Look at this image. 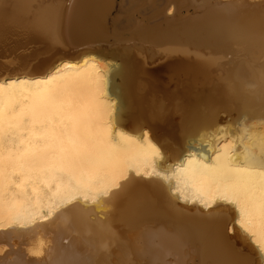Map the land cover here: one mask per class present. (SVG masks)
Masks as SVG:
<instances>
[{
  "label": "bare ground",
  "instance_id": "1",
  "mask_svg": "<svg viewBox=\"0 0 264 264\" xmlns=\"http://www.w3.org/2000/svg\"><path fill=\"white\" fill-rule=\"evenodd\" d=\"M110 41L225 84L175 117ZM4 43L44 50L0 60V264H264V0H0Z\"/></svg>",
  "mask_w": 264,
  "mask_h": 264
},
{
  "label": "rangeland",
  "instance_id": "2",
  "mask_svg": "<svg viewBox=\"0 0 264 264\" xmlns=\"http://www.w3.org/2000/svg\"><path fill=\"white\" fill-rule=\"evenodd\" d=\"M119 1L120 0H118V2ZM118 4L119 3H117L116 5L118 6ZM117 8H119V6L116 7L113 14L117 13L115 12L117 11ZM182 11L183 13H191L195 11V8L191 7L189 9H186L185 7H183ZM140 17L141 16L138 15V18ZM121 42L124 44H122ZM121 42L116 43V42L110 41V43H100V44H97L98 47H95V48L98 49V51L100 50V53L103 56H106L113 61L116 60L117 62H119L120 67H123L124 70L126 69V67L130 68L129 70L128 68L126 69L129 72L134 70L135 72H130V73L134 74L135 83L136 85L138 84L137 87L139 88L140 83L141 82L143 83L142 86L140 85L143 88L142 90L141 88H139V93H144L145 95L149 96L150 99H151V94L154 95L153 96L154 98H152V100L156 101V104L163 102L162 103L163 108L166 107V110L168 111L169 109L171 111L173 108H176V110L174 109L175 111L174 110L171 111L172 114L177 113L175 117H178L180 115L179 113H181L182 111L181 108H184V105L186 106L189 104L188 103L189 99L187 98H189L190 95L193 98H196V100L201 99L200 102L198 101V104L200 103L199 106L201 105L200 107L202 108H205V106L207 107L208 105L213 104L211 103V101L215 103L214 100H216L215 97L217 96L216 90L218 91L220 89L219 87L225 84L224 77H223L225 75H223L224 74L223 69L221 67L219 68L220 65L217 67L220 69V70L218 69L219 71L217 70L216 66L211 67L208 71L209 76L207 74V77L203 75H199L197 78L193 77L195 81L197 80L196 83H194L195 81L192 83L193 78L191 81V77L189 75H185V74L181 75L182 69H180L181 68V66H179L180 62L178 61L179 59L177 58L181 56L182 58L187 59V60L196 59L192 53L190 55H186L180 52H176V53H170V54L168 53V55H166V54H163L164 52H162L160 48H154L153 50V49L141 48V47H138L137 45H130L127 47L125 42L123 41ZM17 44L18 43H4L3 45H1L0 46V60L3 62H10L13 60L16 61L17 59L20 58L22 53H25L28 50H31L32 48L33 49L35 48L32 46L33 43H27V45L25 46L26 48L23 46L17 48L16 47ZM233 59L234 57L231 58L229 55L228 56L222 55V59L220 60L221 62L226 63V68H230L232 67L233 64L235 65L236 63V61ZM15 66L17 67L19 65L16 64ZM20 66H22V64ZM7 68L9 67L0 66V72ZM218 79L219 81L216 83ZM192 84L193 86H195V84H198L197 85L198 87L195 86L197 88H195V90L194 88L193 90H191L190 88H192V86L189 87V85H192ZM217 85H218V88L216 87ZM187 86L189 87L190 91H193V92H190ZM212 87H213V90L215 89L216 90L213 91ZM187 89H188V92H187ZM193 93H194V96L192 95ZM229 113H230L229 111L228 112L221 111L220 115L225 116Z\"/></svg>",
  "mask_w": 264,
  "mask_h": 264
},
{
  "label": "water",
  "instance_id": "3",
  "mask_svg": "<svg viewBox=\"0 0 264 264\" xmlns=\"http://www.w3.org/2000/svg\"><path fill=\"white\" fill-rule=\"evenodd\" d=\"M41 44H43V43H33V44H32L33 47L37 48V49H34V50H37V51L39 52L38 55L43 54L41 51L44 50V47H41V46H40ZM65 44L69 47V49H67V51H72V50L74 49V46H71V45H69V44H67V43H65ZM51 45H52L53 47H51L50 49H48V50H49L48 52L53 53L54 51H60V52H64V51H65V49H64L61 45H59V44H55V45H54V43H52ZM37 46H38V47H37ZM30 48H31V47H30ZM40 50H41V51H40ZM40 58H41V56L36 57V58L33 59L31 62L35 63L37 60H40ZM159 129H160V127H159Z\"/></svg>",
  "mask_w": 264,
  "mask_h": 264
},
{
  "label": "snow or ice",
  "instance_id": "4",
  "mask_svg": "<svg viewBox=\"0 0 264 264\" xmlns=\"http://www.w3.org/2000/svg\"><path fill=\"white\" fill-rule=\"evenodd\" d=\"M21 118L25 120V122H32L36 123L37 121L41 120V117L43 116V113H32L30 116L25 115L23 112H21ZM137 175H140L139 172L136 173ZM118 187V185H116ZM111 191V188H107L103 190V195H107Z\"/></svg>",
  "mask_w": 264,
  "mask_h": 264
}]
</instances>
